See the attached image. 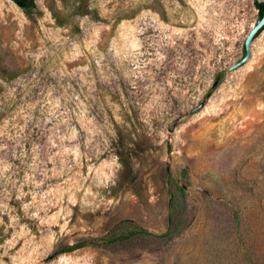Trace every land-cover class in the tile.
<instances>
[{"label": "rangeland", "instance_id": "obj_1", "mask_svg": "<svg viewBox=\"0 0 264 264\" xmlns=\"http://www.w3.org/2000/svg\"><path fill=\"white\" fill-rule=\"evenodd\" d=\"M255 0H86L79 31L0 0V264H264V34ZM140 144L128 175L114 127ZM166 172L188 226L144 249L61 244L120 221L167 229Z\"/></svg>", "mask_w": 264, "mask_h": 264}, {"label": "trees", "instance_id": "obj_2", "mask_svg": "<svg viewBox=\"0 0 264 264\" xmlns=\"http://www.w3.org/2000/svg\"><path fill=\"white\" fill-rule=\"evenodd\" d=\"M22 12L29 18L40 17L42 11L37 7L35 0H11ZM254 7L260 18L264 15V0H255ZM51 16L58 27H71L74 31H79L78 26L74 23L77 17L91 16L92 19L100 21L96 9L90 8L86 0H60V6L52 3L49 6ZM264 30V29H263ZM21 74L19 69H3L0 70V78L4 82H11L17 79ZM114 138H111V146L115 149V153L119 158V162L128 175L133 176L132 160L138 156L140 144L134 141L128 135L124 128L115 126ZM165 186L169 193V212L167 219V229L162 234H153L148 230L139 227L129 221H120L104 235L99 237H90L82 239L73 244H61L50 255L51 259H55L60 255L71 253L86 247L92 248H120L132 249L145 247L154 244L161 247L174 238L181 235L183 230L188 226L189 215L186 207L185 187L179 185L166 172ZM145 246V247H144Z\"/></svg>", "mask_w": 264, "mask_h": 264}, {"label": "water", "instance_id": "obj_3", "mask_svg": "<svg viewBox=\"0 0 264 264\" xmlns=\"http://www.w3.org/2000/svg\"><path fill=\"white\" fill-rule=\"evenodd\" d=\"M264 15L260 18L258 17L257 23L252 27V29L247 34L244 41V56L243 58L234 64L231 69H235L241 65H243L251 56V45L253 40H257L264 34Z\"/></svg>", "mask_w": 264, "mask_h": 264}]
</instances>
